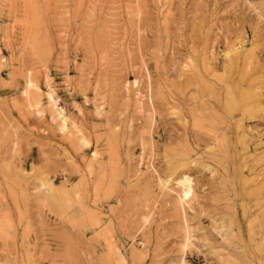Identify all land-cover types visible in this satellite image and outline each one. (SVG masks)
Returning a JSON list of instances; mask_svg holds the SVG:
<instances>
[{
	"label": "rangeland",
	"instance_id": "obj_1",
	"mask_svg": "<svg viewBox=\"0 0 264 264\" xmlns=\"http://www.w3.org/2000/svg\"><path fill=\"white\" fill-rule=\"evenodd\" d=\"M0 264H264V0H0Z\"/></svg>",
	"mask_w": 264,
	"mask_h": 264
},
{
	"label": "bare ground",
	"instance_id": "obj_2",
	"mask_svg": "<svg viewBox=\"0 0 264 264\" xmlns=\"http://www.w3.org/2000/svg\"><path fill=\"white\" fill-rule=\"evenodd\" d=\"M51 93H53V92L51 91ZM57 110H58V112H57V118L60 120L61 126L64 127L65 126V123H66V118L62 114V109H58V107H57ZM181 183L186 188L185 192L188 193V190L190 188L189 187L188 177L183 178V180H182Z\"/></svg>",
	"mask_w": 264,
	"mask_h": 264
}]
</instances>
